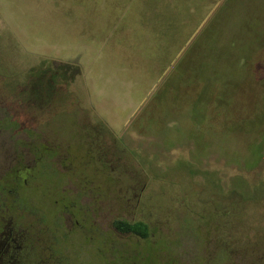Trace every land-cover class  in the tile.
<instances>
[{"label": "rangeland", "instance_id": "rangeland-1", "mask_svg": "<svg viewBox=\"0 0 264 264\" xmlns=\"http://www.w3.org/2000/svg\"><path fill=\"white\" fill-rule=\"evenodd\" d=\"M36 146L25 200L54 227L64 198L77 260L144 245L125 220L264 264V0H0V180Z\"/></svg>", "mask_w": 264, "mask_h": 264}, {"label": "flooded vegetation", "instance_id": "flooded-vegetation-1", "mask_svg": "<svg viewBox=\"0 0 264 264\" xmlns=\"http://www.w3.org/2000/svg\"><path fill=\"white\" fill-rule=\"evenodd\" d=\"M18 120L9 121L15 124L16 131L22 126V122ZM35 138L38 139L37 136ZM16 152V162L11 165V170L15 173L11 178L14 179L0 180V264H88L84 259L77 260L68 247H62L56 236L61 229L58 221L71 214V207L64 198L57 200L56 204L61 212L55 219L54 227L40 214L41 211L33 198L28 197L29 200H25V194L34 190L27 187L29 179L33 178L34 182L38 169H46L45 161L50 160L49 157L54 154L47 146H36L33 148V164L25 165ZM116 222L131 225L141 223L145 226L147 237L122 232L114 225ZM82 223V226L80 221L75 224L80 226V231H83L86 238L87 232L94 231L87 230L83 221ZM114 224L113 229L118 237L136 238L138 242L145 244L127 243L112 247H95L96 262L91 261L89 264H243L240 247H163L161 243H149L152 232L146 223L116 220ZM64 233L67 235L70 232ZM94 235L95 240L99 238L103 242L96 232Z\"/></svg>", "mask_w": 264, "mask_h": 264}, {"label": "trees", "instance_id": "trees-1", "mask_svg": "<svg viewBox=\"0 0 264 264\" xmlns=\"http://www.w3.org/2000/svg\"><path fill=\"white\" fill-rule=\"evenodd\" d=\"M114 225L122 232H126V233L128 232V233L140 235L142 237H147L145 226L141 223L131 225L128 223L116 222Z\"/></svg>", "mask_w": 264, "mask_h": 264}]
</instances>
